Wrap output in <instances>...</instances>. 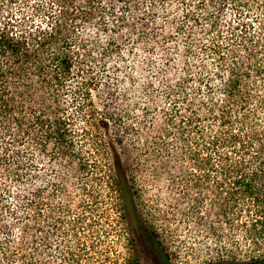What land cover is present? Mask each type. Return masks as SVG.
<instances>
[{"label": "trees", "instance_id": "obj_1", "mask_svg": "<svg viewBox=\"0 0 264 264\" xmlns=\"http://www.w3.org/2000/svg\"><path fill=\"white\" fill-rule=\"evenodd\" d=\"M190 222L264 264V0H0V264H189Z\"/></svg>", "mask_w": 264, "mask_h": 264}, {"label": "rangeland", "instance_id": "obj_2", "mask_svg": "<svg viewBox=\"0 0 264 264\" xmlns=\"http://www.w3.org/2000/svg\"><path fill=\"white\" fill-rule=\"evenodd\" d=\"M139 52H141V51L139 50ZM129 58L131 60L127 61V63L132 64L131 53L129 54ZM115 60L116 59L114 58L113 62ZM116 63H118L120 70H122V72L125 74V76L128 77V75L131 73L132 70H130L127 67H124L125 66L124 62L121 63V62H119V60H117ZM152 67H153V64L151 63V61L150 60L147 61V63L145 64V69H149V71L144 70V67L142 66L141 67L143 70L142 73H145V71L147 74L150 71L152 72L153 71ZM128 70L130 71L129 74H128ZM142 73H141V75L146 74V73L145 74H142ZM136 74H138V73H136ZM159 97H160V95H159ZM155 98L158 99V97H155ZM158 165H159V160L154 159L152 161L150 167L146 170V176L145 177L149 178L151 180L152 177L149 174V171L153 170ZM156 175L159 176L158 172L156 174H154L155 180L152 183V185H150V183H149L147 185V187L148 188L150 187L148 190V192H149L148 197L149 198L153 199L152 197H155L157 195L159 197V202L161 203V205H159L155 210V213L157 214V218L159 219L161 217V214L163 213V210H161V209H165V211H166L167 208L169 207L168 205H170L169 202H170L171 195L168 193L167 183H164L161 180V177L157 178ZM144 181H146V180H144ZM150 194H153V195L150 196ZM175 203L176 204L173 205L174 208H177V210L182 208L179 201L175 200ZM159 222H161V221H159ZM169 226L174 229L176 225L171 224ZM170 227H168L169 230H170ZM176 233H177L176 237H174L169 242V245H171L173 248L174 247L176 248V246H177V253H179V255H181L180 259L183 261V263L187 262L189 264H194V263L201 261L202 258L205 256V251H204V248L202 247V243L199 241L201 236L198 235L199 233L195 230V226H193L191 222H190V226H185L184 224L179 223V226L177 227ZM137 241H138L139 250H140L141 264H163L162 260L160 259L158 254L155 252V250L152 248V245L150 242H148L147 238H145L144 236H137Z\"/></svg>", "mask_w": 264, "mask_h": 264}]
</instances>
